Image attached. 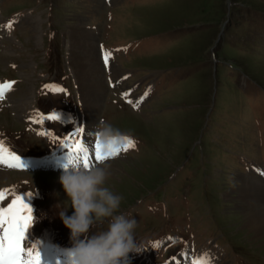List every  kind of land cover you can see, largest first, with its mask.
Returning <instances> with one entry per match:
<instances>
[{"label":"rangeland","instance_id":"374dc122","mask_svg":"<svg viewBox=\"0 0 264 264\" xmlns=\"http://www.w3.org/2000/svg\"><path fill=\"white\" fill-rule=\"evenodd\" d=\"M74 27L96 35L99 60L111 53L89 123L69 60ZM127 43L128 54L112 47ZM8 81L0 141L24 162L66 149L39 133L62 138L83 126L93 146L101 121L138 142L102 163L114 162L108 187L137 220L142 251L130 264L205 254L211 264H264V234L242 208L247 185L264 187V0H0V84ZM41 113L61 120L32 122ZM0 170V189L14 187L33 208L25 246H37L41 264H67L73 243L59 213L74 208L63 171Z\"/></svg>","mask_w":264,"mask_h":264},{"label":"clouds","instance_id":"9594fccd","mask_svg":"<svg viewBox=\"0 0 264 264\" xmlns=\"http://www.w3.org/2000/svg\"><path fill=\"white\" fill-rule=\"evenodd\" d=\"M101 124L98 134L105 149L113 141L119 146L118 130ZM59 179L74 208L71 216L59 213L73 243L67 264H130L129 253L142 251L135 235L137 220L121 211L123 197L108 187L107 168L64 167Z\"/></svg>","mask_w":264,"mask_h":264},{"label":"snow or ice","instance_id":"6c2138e0","mask_svg":"<svg viewBox=\"0 0 264 264\" xmlns=\"http://www.w3.org/2000/svg\"><path fill=\"white\" fill-rule=\"evenodd\" d=\"M10 27V25H9ZM111 57L110 52L103 54V59L107 65ZM14 81L4 82L0 84V100L4 99L6 92L10 91L14 85ZM45 89H51L54 92H64L65 89L56 85H45ZM127 96V94H124ZM147 95V93L145 94ZM143 97L141 98V101ZM132 103L131 100L128 101ZM139 107V102L133 105ZM61 120L60 115L39 114L33 119L34 123H44L45 121ZM84 127L80 126L74 131L68 133L65 137H57L52 132L46 131L39 133L40 135L51 136L54 142H58L62 147L68 150L67 164L64 167L79 166L84 168H92L97 164H102L111 158L117 157L121 151H127L136 147V142L129 137H121L123 147L113 146L115 141L111 142L107 149L101 143L99 134L93 146L85 143ZM0 167L9 169H25L26 165L21 157L11 151L5 144L0 141ZM260 171L264 175V170ZM34 194L27 193L31 198ZM11 197V203L4 206V201ZM35 217L33 208L26 202L23 195L17 194L16 189L5 188L0 189V264H41V254L36 245L25 246L26 232L33 225ZM171 240V237H169ZM178 264V262H177ZM192 264H211L207 254L204 257H198L192 261Z\"/></svg>","mask_w":264,"mask_h":264},{"label":"bare ground","instance_id":"6f19581e","mask_svg":"<svg viewBox=\"0 0 264 264\" xmlns=\"http://www.w3.org/2000/svg\"><path fill=\"white\" fill-rule=\"evenodd\" d=\"M110 15L111 13L108 14V16ZM94 36L96 35L93 32H88V30L81 31L80 27H74V29L72 30V35H71L72 41H70V47H69V52H70L69 60L73 67L72 70L75 73V77L77 80V87L79 89L78 93L80 95L81 101L83 102V110H84L85 116L88 119V123L92 122L94 117L99 114L100 103L103 102L101 101V98H102L104 88H105V84L103 81L104 69L101 63L103 59L101 58V60H99V56H97V52L95 51V47L93 44ZM112 47L114 48L115 47H128V50L125 52L126 54H128L131 51L130 43H127L121 46L117 45V46H112ZM121 51H124V50H121ZM114 73H116V71H114ZM117 74L118 73H116V75ZM107 87H108L107 89L109 90L110 88L109 85H107ZM119 87L120 85L117 86V88ZM125 104H127L130 108H132L131 107L132 103H129L128 101H126ZM83 137H87V134L85 135V132H84ZM67 157H63L59 163L67 164ZM113 164L114 162H110V163L107 162L104 166L109 171L110 169L108 167H110ZM5 176H6V172H3L2 170H0V179L4 178ZM260 189L263 191V194ZM263 195H264L263 186L259 188V186L253 187V186L247 185L246 190H245V196L243 197L246 203L245 205L242 206V208H243V211L248 216V225L252 230L255 231L257 235L264 234V196ZM208 258L210 259L212 263L213 259L210 257Z\"/></svg>","mask_w":264,"mask_h":264}]
</instances>
